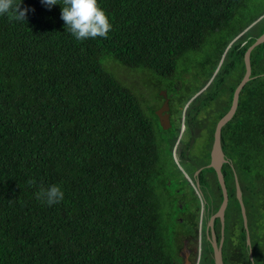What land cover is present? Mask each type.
<instances>
[{"label": "trees", "instance_id": "1", "mask_svg": "<svg viewBox=\"0 0 264 264\" xmlns=\"http://www.w3.org/2000/svg\"><path fill=\"white\" fill-rule=\"evenodd\" d=\"M57 2L48 9L40 0H23L22 9H34L26 21L0 16V264H182L185 239L194 245L195 264L200 226L198 264H214L205 234L206 219L222 201L214 171L203 169L198 176L204 193L210 173L219 196L206 219L200 218V198L184 180L194 202L191 216L167 222L173 217L162 208L159 185L169 178L167 163L180 169L160 152L147 97L140 100L113 71L131 70L151 90L149 82L160 88L179 70L201 67L197 90L221 63L204 92L209 98L201 101L211 106L226 89L227 64L240 71L229 90L240 82L243 55L264 32V0H98L112 28L107 38L83 41L66 31L63 0ZM250 65L251 80L221 130L225 217L235 216L240 227L241 257L230 252L231 264H252L235 177L242 196L264 185V43L251 52ZM229 105L230 97L211 131ZM211 131L205 154L186 168L190 175L209 164ZM32 178L34 186L28 184ZM52 184L65 195L48 206L35 192ZM261 208L264 201L249 202V209ZM254 239L264 244V236ZM256 249L253 260L261 264Z\"/></svg>", "mask_w": 264, "mask_h": 264}, {"label": "flooded vegetation", "instance_id": "2", "mask_svg": "<svg viewBox=\"0 0 264 264\" xmlns=\"http://www.w3.org/2000/svg\"><path fill=\"white\" fill-rule=\"evenodd\" d=\"M222 62H224V60H222ZM258 62L260 63V60ZM220 64L221 63H219V65L217 66V69L213 73L212 77L201 88L197 90H195L196 86L203 82V77L201 75V67H199L200 70L196 68L192 69L191 66L190 67L188 66L187 69L185 70L183 69L179 70L178 74H176L174 78L166 79L160 88L154 87L152 89L149 82V87L151 88L150 92L155 96L157 101L152 102L151 101L152 95H149L148 93L146 96L147 97L146 105L149 106L150 109H153V114L155 116L154 121L156 126L160 130L158 133L159 134L158 142L159 145H161L160 152L162 153L163 156L165 155L166 158L168 156H171L175 164L180 169V173H178L172 166H170L167 163L164 166V170L167 168L164 173H166L169 178H167L168 180L166 181L165 185H162V181L160 182L159 185V189L161 190V200L163 207L169 206L168 215L169 217H173V219H170L172 221L176 219L179 222H181L182 221L181 218L183 216L190 217L192 213V206L194 205V202L192 197L188 193V189H186V187L184 186V182H183L184 180L190 183V186H192L195 195H197L198 198H200V202L202 204L200 218L202 220L204 218L206 219L205 216L207 215L208 211H210V208L215 205V199H213L212 197L213 182L210 173H207L204 177L205 182H207L208 184L207 187L204 188L205 197H204L203 189L200 187L198 181V176L200 172L203 169H208L207 168L208 164L198 168L195 172L192 173V175L186 172V168H189L192 165L194 159H199L206 152V144L207 141L209 140L210 131L212 130L211 126L213 123L214 116L220 113L221 111L220 108L215 106L216 102L220 98H222V107H224L225 104L227 103L228 98L230 97V105H231V100L234 90L233 92H231L229 89L235 80L234 79L235 76H237L240 72L236 64L226 65V77L224 81V85H226V89L224 88V91L221 94V96L214 99L211 106H208L206 108L201 103V101H203L205 98L208 99L210 96L205 94L204 92L210 87L211 82L217 75L220 68ZM193 75L195 77H193ZM203 94L205 95L199 101H197V99L200 98ZM165 102H167V108L164 109V111H162L160 115L167 120V125H166L167 128L162 129L159 124V119L156 116V112H158L163 107ZM230 105L227 111L229 110ZM215 126L216 124L214 125V127ZM211 132H212V141H213L214 130ZM211 146H212V142L209 148V155H210ZM176 156H177V161L175 160ZM170 182L172 186L170 185ZM158 184L159 182L157 179V186ZM239 191H240V187H239ZM227 195H228V191H227ZM189 206H191L189 209L183 210V207L188 208ZM175 207H178V210L175 209ZM177 211H179V213ZM213 214L215 213H212L206 219L205 226L208 225L209 219ZM178 215L180 216L183 215V216L179 217ZM233 217L234 219H232ZM216 222H218L217 229H219L218 230L219 241H217L216 239V232H215L217 231L215 230ZM199 223H201V221ZM170 228L175 230L173 222L170 225ZM211 229L212 232L210 231V228L209 230L206 231V227H205L206 239L209 241L210 245L211 242L208 239V237L212 239V236H214L217 243H220L221 238L223 239L221 246L223 264H231L229 262L231 260L229 257H230V252L232 251L233 254L235 251V253H237L239 257H241L240 250L237 247V238H236V236L240 235V230H239L240 227L238 220L235 216L225 217V213H224L223 228H221V223L219 219H215L212 222ZM179 232H181V230H179ZM244 236L246 239L245 244L247 247L249 259L251 262H253L254 261L253 256L256 254L255 250H257L256 248L260 249L261 246H263L264 244H261L259 246L260 248L258 247L257 242L253 244L251 235L249 233L246 234L245 229H244ZM198 237H199L198 238L199 242L197 245V249L199 248V243L201 238V226L198 229ZM227 238L232 239L231 244L228 243ZM190 244L191 243L187 241V239L183 240V245L179 252L180 257L183 260L182 264H187V263L192 264L193 253L195 250H194V245L191 246ZM226 256L228 259L226 258ZM199 259H200V252L198 251V259L196 262L197 264L199 262Z\"/></svg>", "mask_w": 264, "mask_h": 264}, {"label": "clouds", "instance_id": "3", "mask_svg": "<svg viewBox=\"0 0 264 264\" xmlns=\"http://www.w3.org/2000/svg\"><path fill=\"white\" fill-rule=\"evenodd\" d=\"M22 2L23 0L19 3L15 0H0V16H7L10 21H26V14L34 9L28 7L22 9L20 7ZM40 3L48 9L59 4L57 0H40ZM61 19L65 22L66 31L77 41L97 37L107 38L112 28L108 14L99 5L98 0H63ZM28 184L36 185L35 178L29 179ZM64 195L59 184L40 186L35 192L37 200L48 206L61 202Z\"/></svg>", "mask_w": 264, "mask_h": 264}, {"label": "water", "instance_id": "4", "mask_svg": "<svg viewBox=\"0 0 264 264\" xmlns=\"http://www.w3.org/2000/svg\"><path fill=\"white\" fill-rule=\"evenodd\" d=\"M261 17H264V14ZM260 18H258L257 21H259ZM252 25L247 27L244 31L248 30ZM263 43H264V32L246 49L244 56H243L244 75H243L242 79L240 80V82L238 83V85L236 86V88L234 89L229 110L216 123L215 129H214L213 141H212V146H211V150H210V160H209V164L207 165V168L208 169L211 168L216 175V179H217L219 188L221 190L222 201H221V204H220L218 210L215 212V214H213L210 217L209 223L206 226V231L209 230V228H210V231L212 232V229H211L212 222L215 219H219V221L221 223V228H223L224 213H225V210H226L227 204H228V195H227V189H226L225 182H224V177H223V174L221 172L222 165H223V163L226 162V160L224 158V154H223L222 149H221V143H220V141H221V130L233 118V116L236 112L237 106H238L239 94H240L241 90L244 88V86L251 80L250 54L256 47L260 46ZM166 108H167V102H165L163 107L158 112H156V116L159 119V124H160L162 129L167 128V126H166L167 120L164 119L160 115V113L162 111H164V109H166ZM175 160L177 161V156L175 157ZM235 184H236L235 186H236V192H237V198H238V193L239 194H241V193L239 191V186L237 184L236 177H235ZM244 210L245 209L241 206V211H242L243 216H244ZM208 239L211 242L212 257H213L214 264H223L222 252H221V246H222L223 239L221 238L220 243L216 242L214 236H212V239H210L209 237H208Z\"/></svg>", "mask_w": 264, "mask_h": 264}, {"label": "rangeland", "instance_id": "5", "mask_svg": "<svg viewBox=\"0 0 264 264\" xmlns=\"http://www.w3.org/2000/svg\"><path fill=\"white\" fill-rule=\"evenodd\" d=\"M113 72L116 75V77L123 84H125L127 87H129L137 95V97L140 98V100H143L144 98H146L147 94L149 93V95H152L151 101L152 102L157 101L155 96L150 92L151 90L150 89L148 90L147 88L144 87V85H143L144 79L140 75H136L133 71H131V70L129 71L126 69L123 70L122 72L121 71H118V72L113 71ZM215 106L220 108V109L222 108V98H220L216 102ZM187 183L190 185L189 182H187ZM257 189H262V190H255V193L253 195H251L252 193L249 192L250 195L248 194L247 196L245 193H243V196H242V194L238 193V198H237V192H236V199H237L238 204L240 206L242 225L245 229L246 234L249 233L251 235V238L253 239V241H252L253 244L255 243L254 236H256V234H257V236H261V237L264 236V211H262V208H261L260 212H259V209H256V211L253 209H249V202L255 204L256 206H259L260 204L263 205L264 185L263 186L261 185V187H260V184H258ZM212 197L213 198L215 197V202H216L217 198L219 197L216 189L213 190ZM241 206L244 209H246V210H244V216H243L242 211H241ZM162 208L164 210L166 208L169 209V206L162 207ZM202 211H203V209H202ZM202 216H203V214H202ZM232 219H234V217ZM166 221L170 222L171 220L167 219ZM198 242H199V239H198ZM258 245H260V243H258ZM261 248L258 250V253H260V254L258 256H256L255 259L259 260V257H260V260H261L260 262H261V264H263V262H264L263 257L264 256L261 254ZM198 251H199V248L197 250V259H198ZM262 252H264V250ZM197 259H196V262H197Z\"/></svg>", "mask_w": 264, "mask_h": 264}]
</instances>
